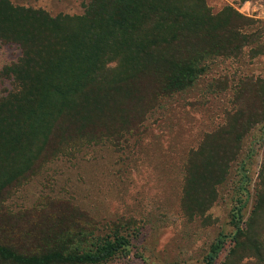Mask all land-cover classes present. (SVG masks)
<instances>
[{
	"label": "trees",
	"instance_id": "obj_1",
	"mask_svg": "<svg viewBox=\"0 0 264 264\" xmlns=\"http://www.w3.org/2000/svg\"><path fill=\"white\" fill-rule=\"evenodd\" d=\"M209 1L91 0L82 16L52 17L0 0V45L20 51L0 70L8 85L0 96V205L50 162L139 135L148 114L195 86L208 61L240 56L256 42L253 20L229 5L214 12ZM263 87L244 83L225 124L189 153L181 205L190 217L209 211L243 140L264 126ZM230 224L203 264H264V161L248 220L239 204ZM65 239L59 232L30 246L0 231V264H106L130 245L120 231L78 251Z\"/></svg>",
	"mask_w": 264,
	"mask_h": 264
},
{
	"label": "rangeland",
	"instance_id": "obj_2",
	"mask_svg": "<svg viewBox=\"0 0 264 264\" xmlns=\"http://www.w3.org/2000/svg\"><path fill=\"white\" fill-rule=\"evenodd\" d=\"M11 1L52 17H72L82 16L91 0ZM227 5L241 14L245 11L255 22L248 30L257 34L253 45L240 56L208 61L207 73L195 86L166 98L148 114L139 135L86 146L50 162L5 197L0 231L30 246H40L49 234L61 232L76 251L120 231L130 245L106 264H203L218 236L232 233L236 205L243 207L247 221L264 161L262 125L243 140L205 215L190 217L181 205L189 153L206 134L225 124L244 83L258 81L264 86V55H256L257 48L264 47V20L258 17L264 0L209 1L214 12ZM19 57L16 47L0 45V70ZM7 86L0 80V96ZM230 248L227 244L220 262Z\"/></svg>",
	"mask_w": 264,
	"mask_h": 264
},
{
	"label": "built area",
	"instance_id": "obj_3",
	"mask_svg": "<svg viewBox=\"0 0 264 264\" xmlns=\"http://www.w3.org/2000/svg\"><path fill=\"white\" fill-rule=\"evenodd\" d=\"M247 5H249V3L247 4ZM242 12V11H241ZM244 15H246V12L244 11V12H242ZM259 17V19H262V20H264V10L262 11V13L258 16Z\"/></svg>",
	"mask_w": 264,
	"mask_h": 264
},
{
	"label": "crops",
	"instance_id": "obj_4",
	"mask_svg": "<svg viewBox=\"0 0 264 264\" xmlns=\"http://www.w3.org/2000/svg\"><path fill=\"white\" fill-rule=\"evenodd\" d=\"M244 10H245V9H244ZM248 10H249V8L246 9V11H248Z\"/></svg>",
	"mask_w": 264,
	"mask_h": 264
}]
</instances>
